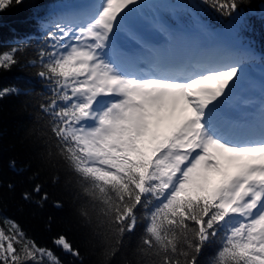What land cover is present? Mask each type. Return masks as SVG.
I'll return each mask as SVG.
<instances>
[{
  "label": "snow or ice",
  "instance_id": "6c2138e0",
  "mask_svg": "<svg viewBox=\"0 0 264 264\" xmlns=\"http://www.w3.org/2000/svg\"><path fill=\"white\" fill-rule=\"evenodd\" d=\"M13 3L22 0H0V10ZM200 3L229 18L246 52L252 13L241 10L242 0ZM145 7L144 0H88L38 14L46 21L43 46L28 63L47 89L39 105L46 143L98 206L116 245L143 224L140 264H200L213 245L209 264H264V87L258 124L223 119L243 60L228 51L177 59V37L162 21L155 27L165 43L148 44L130 26ZM121 33L135 49L118 41ZM23 47L0 52V69L17 64ZM18 93L0 89V98ZM53 244L80 256L64 235ZM45 261L61 264L3 218L0 264Z\"/></svg>",
  "mask_w": 264,
  "mask_h": 264
},
{
  "label": "trees",
  "instance_id": "16d2710c",
  "mask_svg": "<svg viewBox=\"0 0 264 264\" xmlns=\"http://www.w3.org/2000/svg\"><path fill=\"white\" fill-rule=\"evenodd\" d=\"M79 1L88 0H22L19 5L13 3L0 10V52L24 45L17 54L19 62L9 70L0 69V89L19 90L18 94L0 98V225L3 218L15 221L38 246L52 249L61 264H140V254L135 250L143 224L133 233H126L123 243L116 245L115 238L99 224L98 206H93L84 195L76 178L55 155L56 149L46 143V118L41 119L39 105L47 102V89L37 75L38 66L28 63L36 59L43 46L45 29L41 25L46 21L37 17L55 9L73 8ZM144 4L148 7L139 15H153L170 31L182 27L197 34H219L228 39L233 49L219 51L231 52L243 60L245 71H252L251 74L246 71L243 80L261 96L264 0H242L241 10L252 13L250 29L243 33L247 38L246 52L240 51L242 45L229 18L200 0H145ZM133 25L130 26L139 33V28ZM149 38L146 36V40ZM37 185L39 193L34 191ZM25 194L29 199H24ZM45 194L47 199L42 200ZM59 235H64L79 250L78 258L54 246L53 239ZM112 247L118 248L115 255H105V249L111 252ZM215 248L213 245L202 252L200 264H209Z\"/></svg>",
  "mask_w": 264,
  "mask_h": 264
},
{
  "label": "rangeland",
  "instance_id": "374dc122",
  "mask_svg": "<svg viewBox=\"0 0 264 264\" xmlns=\"http://www.w3.org/2000/svg\"><path fill=\"white\" fill-rule=\"evenodd\" d=\"M88 1L82 2L79 1L75 6L87 3ZM145 2V0H144ZM145 8L143 9V11ZM140 11V12H143ZM139 12V13H140ZM136 14L133 18L132 23L136 27L139 28L138 35L141 36L145 41L146 36H152V38L147 41L148 44L152 46L162 45L166 41V37L159 33L156 30L155 25L158 23V21L154 18L153 15L148 14L145 16H141ZM131 23V24H132ZM133 25V26H134ZM232 31V28H229ZM176 35V40L173 42V47L176 49L177 59H181L187 55H198L201 54V51L206 48V52L211 53L214 51L219 50H232L233 47H231V43L228 39H226L224 36H221L219 34H209V35H203V34H197L193 31L186 30L185 28L178 27L173 30H171ZM119 42L125 43V45L131 49L132 47H136L134 42L129 41L127 36L123 33L120 34L118 37ZM248 73H252L250 69H246ZM246 71L241 73L242 79L238 81L237 87L234 90L231 98L229 101L225 104L226 113H232L236 117H247L249 114V111H254V113L250 114L251 125H256L259 122V114L261 109V96H258L256 91L253 90L251 86H248L245 84L243 80V76L246 74ZM223 117V116H222ZM225 119V116L223 117ZM226 120V119H225ZM254 121V122H253ZM241 124V123H240ZM249 123H243L240 126H247Z\"/></svg>",
  "mask_w": 264,
  "mask_h": 264
},
{
  "label": "bare ground",
  "instance_id": "6f19581e",
  "mask_svg": "<svg viewBox=\"0 0 264 264\" xmlns=\"http://www.w3.org/2000/svg\"><path fill=\"white\" fill-rule=\"evenodd\" d=\"M251 113H254V111H249V115L247 116V117H236L234 114H232V113H226V117H227V121L229 120V121H231V123L233 124V125H235L236 123H237V121H244V122H247V121H249V120H252V118L250 117V114ZM240 118V119H239ZM254 122V121H253Z\"/></svg>",
  "mask_w": 264,
  "mask_h": 264
}]
</instances>
